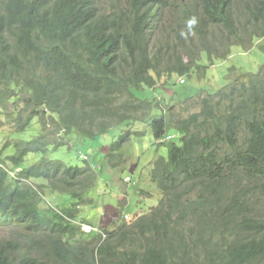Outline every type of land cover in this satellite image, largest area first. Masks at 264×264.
Segmentation results:
<instances>
[{
    "label": "trees",
    "instance_id": "trees-1",
    "mask_svg": "<svg viewBox=\"0 0 264 264\" xmlns=\"http://www.w3.org/2000/svg\"><path fill=\"white\" fill-rule=\"evenodd\" d=\"M257 38L264 0H0L10 133L0 150V264H264V68L231 69L223 92L201 91L198 112L195 97L179 99L177 112L145 96L162 80L205 74L203 53L224 59ZM140 123L168 148L151 175L161 200L87 234L77 219L97 184L91 165L29 157L68 146L74 131L95 140L121 126L122 146L145 135ZM36 127L32 141L15 139ZM170 130L179 143L166 140ZM109 156L122 163L121 148Z\"/></svg>",
    "mask_w": 264,
    "mask_h": 264
},
{
    "label": "rangeland",
    "instance_id": "rangeland-1",
    "mask_svg": "<svg viewBox=\"0 0 264 264\" xmlns=\"http://www.w3.org/2000/svg\"><path fill=\"white\" fill-rule=\"evenodd\" d=\"M155 39H157V36ZM263 41L264 39H255L254 46L250 50L233 46L224 59L216 58L210 61L208 54L203 53L199 63L207 67L205 74L195 72L191 78L174 77L171 82L162 80L161 83L156 84L155 88L145 90V96L154 100L155 103L160 100L163 106L166 105L167 109L177 112L183 110V105L179 102V99L185 101L195 97L192 101L189 100L191 101L189 110L198 112L200 109L198 101L202 99L200 95H205L201 91L211 89L214 96L221 90L223 92L228 85L227 76H229L231 69L235 68L237 72L258 74L264 68V48L261 45ZM185 60L187 63L189 62L188 59ZM165 84L169 87L166 89L168 94L165 90L158 88ZM210 85L211 88H209ZM156 89L157 91H155ZM171 93L175 95H171ZM166 98H169V101L165 102ZM158 106L162 108L161 105ZM151 108L152 105H147L139 115L142 116L143 112L148 114ZM145 125L140 123L139 126L135 127L140 132H144L145 135L133 137L130 143L125 142L122 146L116 144L125 136L122 130L124 127L121 126L115 127L95 140L80 136L81 134L78 131H74L67 140L68 146L58 150L51 148L47 156L32 154L27 165L35 164L43 158L61 161L69 167H84L87 163L90 164L93 171L97 173L98 180L89 199L91 204L87 207H81L79 210L77 219L79 223H83L85 226L92 225L101 231L111 228L116 220L121 219L123 222L130 223L139 215H146L158 206L161 195L152 181L151 175L154 162L160 157L167 158L168 156V148L155 145L151 128L145 127ZM38 130L39 128L36 127L29 132L17 134L14 137L20 141L30 142L39 135ZM169 133L171 135L169 137L173 138L172 142L179 143L180 134L171 130ZM9 134V128L0 113L1 151L10 141ZM170 138L166 140L169 141ZM111 146H115L117 157L120 148L122 150V163L120 161V164L116 167L112 165L109 156ZM14 151L15 149L12 148L7 149L5 156H12L15 153ZM114 162L119 161L115 159ZM128 177L132 178V182L127 181ZM39 182L44 183L43 181ZM143 190L150 191L153 195L151 194L152 196L149 197L148 194L141 193ZM52 198L50 197L51 201ZM125 216H127V219ZM83 230L85 231L84 227ZM4 235H8L6 229L0 230V238Z\"/></svg>",
    "mask_w": 264,
    "mask_h": 264
},
{
    "label": "clouds",
    "instance_id": "clouds-1",
    "mask_svg": "<svg viewBox=\"0 0 264 264\" xmlns=\"http://www.w3.org/2000/svg\"><path fill=\"white\" fill-rule=\"evenodd\" d=\"M181 79H182V78H181ZM169 138H170V137H169ZM167 139H168V138H167ZM170 139H171V138H170ZM129 143H130V142H129ZM127 181H128V182H132V178L128 177V178H127ZM126 219H127V217H126ZM79 225L82 227V230H83V227L85 228V231H86V232H85L84 230H83V231H84L85 233H87V234H91V233L104 234L103 231L99 230L98 228H95V227L92 226V225H91L92 227H91V226H85L83 223H82V224H79ZM88 228H91L92 230H91V231H88Z\"/></svg>",
    "mask_w": 264,
    "mask_h": 264
},
{
    "label": "built area",
    "instance_id": "built-area-1",
    "mask_svg": "<svg viewBox=\"0 0 264 264\" xmlns=\"http://www.w3.org/2000/svg\"><path fill=\"white\" fill-rule=\"evenodd\" d=\"M92 229L91 228H88V231H91Z\"/></svg>",
    "mask_w": 264,
    "mask_h": 264
},
{
    "label": "bare ground",
    "instance_id": "bare-ground-1",
    "mask_svg": "<svg viewBox=\"0 0 264 264\" xmlns=\"http://www.w3.org/2000/svg\"><path fill=\"white\" fill-rule=\"evenodd\" d=\"M104 233V232H103ZM106 236V235H105ZM106 238V237H105Z\"/></svg>",
    "mask_w": 264,
    "mask_h": 264
}]
</instances>
